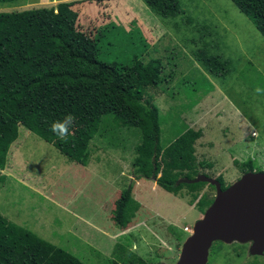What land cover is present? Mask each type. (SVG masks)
<instances>
[{
  "label": "rangeland",
  "instance_id": "obj_1",
  "mask_svg": "<svg viewBox=\"0 0 264 264\" xmlns=\"http://www.w3.org/2000/svg\"><path fill=\"white\" fill-rule=\"evenodd\" d=\"M15 1L0 0V12L68 0ZM178 2L182 13L168 18L144 0H88L74 10L77 28L96 42L101 61H115L122 69L134 56L158 48L151 56L162 63L166 81L148 89L145 98L159 109L160 145L168 147L189 129L201 131L195 144L199 173L227 188L247 172L232 159L252 161L255 172H264V37L231 0ZM198 51L227 60L229 73H209L196 61ZM112 129L105 125L103 138L92 141L83 166L20 127L0 171V214L86 264H124L129 251L148 264H175L189 236L185 227L193 229L207 209L190 204L193 192L187 187L174 195L153 179L137 180L132 163L140 134L136 129L112 134ZM130 184L140 208L120 229L112 214ZM199 193L215 197L216 191L206 185ZM242 246L215 243L208 264H247L256 258L264 263Z\"/></svg>",
  "mask_w": 264,
  "mask_h": 264
},
{
  "label": "trees",
  "instance_id": "obj_2",
  "mask_svg": "<svg viewBox=\"0 0 264 264\" xmlns=\"http://www.w3.org/2000/svg\"><path fill=\"white\" fill-rule=\"evenodd\" d=\"M85 1L0 12V171L6 168L20 127L83 166L89 163L92 141L106 134L105 125L113 126L112 134L136 129L140 135L132 167L137 180L159 176L158 186L174 195L187 187L193 192L190 204L204 212L214 197L199 195V191L210 184L176 186L180 178L193 179L199 174L202 163L197 161L195 144L202 132L189 129L162 147L159 109L145 98L148 89L166 81L162 63L151 56L158 48L134 56L122 69L115 61H101L96 42L77 28L79 13L74 6ZM231 1L264 37V0ZM144 2L164 18L182 13L178 0ZM194 57L215 76L230 71L228 61L219 56L198 51ZM68 114L75 117V123L67 140L62 141L50 129L54 121ZM234 164L247 172L255 171L252 161L235 160ZM133 186L124 189L115 202L112 221L120 229L129 226L140 208L132 196ZM129 257L124 264H148L131 251ZM257 259L247 264H264ZM0 264L86 263L0 214Z\"/></svg>",
  "mask_w": 264,
  "mask_h": 264
},
{
  "label": "water",
  "instance_id": "obj_3",
  "mask_svg": "<svg viewBox=\"0 0 264 264\" xmlns=\"http://www.w3.org/2000/svg\"><path fill=\"white\" fill-rule=\"evenodd\" d=\"M152 179L157 182L158 177ZM198 183L215 187L216 194L182 243L175 264H208L210 251L218 242L249 245L250 257H264V172H246L227 188L200 173L193 179L180 178L176 186Z\"/></svg>",
  "mask_w": 264,
  "mask_h": 264
},
{
  "label": "clouds",
  "instance_id": "obj_4",
  "mask_svg": "<svg viewBox=\"0 0 264 264\" xmlns=\"http://www.w3.org/2000/svg\"><path fill=\"white\" fill-rule=\"evenodd\" d=\"M75 123V117L68 114L63 120L54 121L51 125V132L57 136L58 139L66 141L70 135V128Z\"/></svg>",
  "mask_w": 264,
  "mask_h": 264
},
{
  "label": "built area",
  "instance_id": "obj_5",
  "mask_svg": "<svg viewBox=\"0 0 264 264\" xmlns=\"http://www.w3.org/2000/svg\"><path fill=\"white\" fill-rule=\"evenodd\" d=\"M184 231L188 233L189 235L193 233L192 229H190L189 227H185Z\"/></svg>",
  "mask_w": 264,
  "mask_h": 264
},
{
  "label": "crops",
  "instance_id": "obj_6",
  "mask_svg": "<svg viewBox=\"0 0 264 264\" xmlns=\"http://www.w3.org/2000/svg\"><path fill=\"white\" fill-rule=\"evenodd\" d=\"M237 120L239 119V113L235 112L233 115ZM241 120V119H240ZM14 146V145H13ZM19 146V145H18ZM232 163L234 164V160L232 159ZM243 173V172H242Z\"/></svg>",
  "mask_w": 264,
  "mask_h": 264
},
{
  "label": "flooded vegetation",
  "instance_id": "obj_7",
  "mask_svg": "<svg viewBox=\"0 0 264 264\" xmlns=\"http://www.w3.org/2000/svg\"><path fill=\"white\" fill-rule=\"evenodd\" d=\"M249 247V245H247Z\"/></svg>",
  "mask_w": 264,
  "mask_h": 264
}]
</instances>
